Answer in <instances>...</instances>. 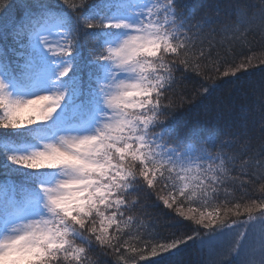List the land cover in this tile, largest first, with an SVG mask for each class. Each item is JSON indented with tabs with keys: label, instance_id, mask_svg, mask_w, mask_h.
Wrapping results in <instances>:
<instances>
[{
	"label": "snow or ice",
	"instance_id": "snow-or-ice-1",
	"mask_svg": "<svg viewBox=\"0 0 264 264\" xmlns=\"http://www.w3.org/2000/svg\"><path fill=\"white\" fill-rule=\"evenodd\" d=\"M253 60L264 0H0V264H264Z\"/></svg>",
	"mask_w": 264,
	"mask_h": 264
},
{
	"label": "trees",
	"instance_id": "trees-1",
	"mask_svg": "<svg viewBox=\"0 0 264 264\" xmlns=\"http://www.w3.org/2000/svg\"><path fill=\"white\" fill-rule=\"evenodd\" d=\"M224 2H226V0H224ZM251 2L256 3L257 0H251ZM253 46L258 48L259 42L254 40ZM242 52L246 53L248 56L253 54L247 48L243 49ZM256 55L259 56L260 53L257 51ZM243 58V55L239 57V59ZM252 63L255 67L248 70V75L243 81H241L240 85L236 87H233L230 84L223 85L213 98L206 101V104L210 108L217 106L238 107L241 100H246L248 97L253 96L254 92H258L261 83L264 82V73L261 72V69H264V64H260L258 60H253ZM203 115V107L190 108L187 112L182 114L180 122L183 123L185 121H192L198 117H202Z\"/></svg>",
	"mask_w": 264,
	"mask_h": 264
}]
</instances>
